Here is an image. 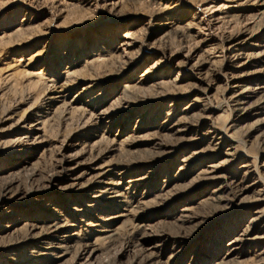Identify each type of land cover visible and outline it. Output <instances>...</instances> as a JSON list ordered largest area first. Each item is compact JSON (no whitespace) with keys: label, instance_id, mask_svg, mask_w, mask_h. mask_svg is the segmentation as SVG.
<instances>
[{"label":"rangeland","instance_id":"1","mask_svg":"<svg viewBox=\"0 0 264 264\" xmlns=\"http://www.w3.org/2000/svg\"><path fill=\"white\" fill-rule=\"evenodd\" d=\"M247 30L264 42V0H0V194H10L0 201V264L19 262L13 246L57 223L52 208L69 223L67 235L98 252L82 257L76 245L60 260L28 254L25 264H264V221L246 238L255 239L244 256L224 260L260 189L240 192L226 180L243 177L245 155L264 162V116L229 131V78L259 61L249 47L234 61L226 40ZM127 33L136 40L133 59L118 50ZM60 87L65 98L51 104ZM211 130L239 138L236 160L227 144L211 142ZM210 165L225 178L201 181ZM133 178L144 180L130 185ZM110 183L126 194L115 205L101 193ZM222 185L221 199L209 203ZM140 203L115 225L100 219ZM142 224L157 236L141 238Z\"/></svg>","mask_w":264,"mask_h":264},{"label":"bare ground","instance_id":"2","mask_svg":"<svg viewBox=\"0 0 264 264\" xmlns=\"http://www.w3.org/2000/svg\"><path fill=\"white\" fill-rule=\"evenodd\" d=\"M249 33H252V32H250V30H247L244 34L242 33L238 35L233 34L227 37V40H226V49H228V53L231 52L234 61L235 59L241 58L242 56L241 51L245 47L252 48V52H251L252 54L248 52L251 54L250 55L251 59H255V61L257 60L259 61V62H254V65H256V67H258L259 69L256 68L257 70L253 72H248V73L245 72L244 68L249 67V65L253 63V62L252 63L246 62L245 64L239 65L237 68L241 70L235 75L233 74V76L229 78V81L227 83L228 87L227 89H225L226 90L225 96H227L228 103L233 106L234 113L236 114L235 119L231 123L229 131H234L237 127H239L240 123H242L243 121H246L248 119H255L259 121L260 118L264 116V99L255 100V98L264 91V42L262 43L252 42L255 36H253L254 34L251 35ZM126 37H127V41L121 42L119 44L118 50L121 52V54L124 53L123 55L127 56L128 58L133 59L132 54L127 53V52L128 50H130V48L134 46V44L136 43V40L133 37V34L131 33H127ZM243 37H246V39H242ZM263 39H264V36H263ZM134 58L136 59V57ZM198 69H199V66L195 68V71H197ZM196 75L199 76L200 74L199 75L196 74ZM199 79L203 81L201 75L199 76ZM64 88L65 87H62V88L60 87L59 89L57 88V90L55 91L56 95L51 96L48 99V101L51 104H55L61 99H64L65 98V91H63ZM130 89L131 87H128V88L125 87V91H129ZM212 91H213L212 86H209L208 88L204 89L203 90L204 97L207 99L210 98ZM74 109H76V107H72V111ZM37 117H40V116L37 115ZM35 121H37L38 124L39 123L41 124V122H39L38 119ZM32 127L33 126L31 127L27 126L23 129L28 130ZM161 129H163L164 131L170 130L169 126H161ZM182 130L188 131V128L184 127V129ZM207 136L209 137L211 142L213 143L217 142L216 146L218 147H220L221 145L227 144L229 148L227 150L228 152L225 155L229 157V160L231 162L236 160L237 147L239 146V144H242L238 137L234 136V134H231V133L229 134L226 130L225 131L211 130L208 132ZM26 139H28L27 133L19 134L12 143L14 146H18L22 144L23 142H25ZM167 146L170 147L169 145ZM139 163L150 165L151 162L149 160H144ZM241 167L242 169L245 170L243 177H240V175L231 176L229 178L231 182L229 180H226V183L232 184L233 186L236 187V189H239L240 192L251 190L256 185H260V189L258 190V193L256 194V198L252 202L254 203V206L258 208L254 212V216L251 217V219L247 222L246 228H244L242 232L234 238L233 242L227 245L229 248L227 249L224 260L228 262L239 260L242 256L245 255L246 252L244 250V243L246 241H254L255 239V238L253 239L249 238V240H246V238L250 235L251 230L255 227L256 224L264 221V162L262 164H256V162L254 161V158L248 154L242 158ZM201 176H202L201 181H210V182L219 181L225 178L224 175H221L219 166H216V165L207 166V169H205L202 172ZM142 180L133 178L128 183L130 185L136 184V183L138 184V183H142ZM94 185L95 184L91 183L85 189H88L91 192L94 190V187H93ZM108 185L109 187H106L104 191L101 193L102 194L106 193L110 195V197L108 198L109 199L108 205L118 204L119 199L125 197L126 194L122 192L121 190H119L120 183H117V184L110 183ZM128 189L129 188H125V190H128ZM224 189L225 188L222 185L220 187L221 191L219 190V192L215 193L214 196L207 198L208 199L207 201L211 203V201L220 200L221 199L220 195L223 193ZM9 195H10L9 193H5V192L1 193L0 201L3 199H6V197H8ZM99 198H101V196H97V197L95 196L94 199H99ZM48 199H49L48 197L44 196L41 202L48 201L49 204H47V206L51 207L50 201ZM95 202H97V200L90 201V203L92 204H95ZM140 205L144 206L145 203H140L139 208L136 210L135 209L133 210V208H131L130 210L126 211V213H122L119 216H115L111 218L110 216H107V217H102L100 219H102L103 221L105 218V222L108 220L109 225H112L115 222H117V219H120V218L129 219L133 217L134 215L136 216L140 212L139 210H141ZM105 207L108 209V206H105ZM5 209L6 208L4 206L0 207V219L4 217ZM74 210L78 211V209H74ZM51 211L55 212V218L57 220V223L55 225H53L47 232L41 233L38 236H26L20 242L16 243L15 246H13L14 249L12 248V251L10 250L9 252L10 255L17 254V256L19 257L20 261L19 262L17 261L16 264H25L24 261L26 260L27 258L26 256L28 254L43 256L49 262H54V261L64 258L76 245H78V250L80 252V256L82 257H86V256L91 257V255L95 256V254L98 252L97 250L93 248V244L90 241L85 240L82 245L80 244L81 245L80 246L77 241L78 238H73L72 236L67 235L66 229L70 227L69 223L65 221H60L61 217L63 216H61V214H59V212L56 209L52 208ZM139 229H141V232H143V235L141 237L143 239L148 240L152 238L154 234H155L154 236H157L156 233L152 231V227L148 224H142L141 226H139V228L136 229V231H138ZM262 229H264V224L262 225ZM116 230L117 229H113V230L108 229V234L116 233ZM59 238H61L62 240L58 243H55L56 240ZM238 244L240 245L237 246ZM44 245H46V247H44ZM4 264H7V263H4Z\"/></svg>","mask_w":264,"mask_h":264}]
</instances>
